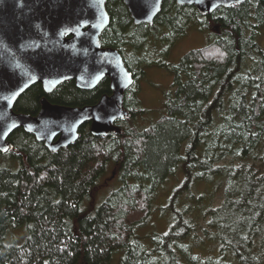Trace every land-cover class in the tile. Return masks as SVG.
<instances>
[{"label": "trees", "instance_id": "obj_1", "mask_svg": "<svg viewBox=\"0 0 264 264\" xmlns=\"http://www.w3.org/2000/svg\"><path fill=\"white\" fill-rule=\"evenodd\" d=\"M105 9L100 45L118 50L133 77L128 115L107 136L80 128L51 153L21 129L11 133L12 148L0 152V264H264V0L208 15L162 0L153 22L138 25L123 0H105ZM191 26L207 44L162 62ZM153 65L172 83L160 118L138 127L135 89ZM107 81L91 91L65 81L51 99L88 104ZM14 110L32 108L19 100ZM111 169L117 188L97 201ZM178 174L161 208L167 230L141 233L157 189Z\"/></svg>", "mask_w": 264, "mask_h": 264}, {"label": "water", "instance_id": "obj_2", "mask_svg": "<svg viewBox=\"0 0 264 264\" xmlns=\"http://www.w3.org/2000/svg\"><path fill=\"white\" fill-rule=\"evenodd\" d=\"M175 1L208 15L217 7L244 0ZM123 3L138 25L153 22L162 0ZM108 22L105 0H0V152L12 148L9 136L19 128L51 150L73 143L85 123H90L94 136L117 130L114 122L128 115L123 94L133 77L118 50L100 45ZM104 78L111 95L94 105H50L43 99L35 117L13 111L17 98L35 83L46 92L69 80L78 89H92Z\"/></svg>", "mask_w": 264, "mask_h": 264}, {"label": "rangeland", "instance_id": "obj_3", "mask_svg": "<svg viewBox=\"0 0 264 264\" xmlns=\"http://www.w3.org/2000/svg\"><path fill=\"white\" fill-rule=\"evenodd\" d=\"M208 38L206 33L199 30L196 26L189 27L187 33L175 41L171 45L166 55L163 57L162 62L176 63L179 59L189 50L203 47L207 44ZM260 44L264 47V27L260 36ZM140 51L136 53L137 57H140ZM158 58V57H157ZM154 60V59H153ZM172 83V76L163 68H159L155 65L144 69V73L138 78V85L134 96L138 100L139 109L143 110L142 117L139 118L137 126H146L150 122L160 118L163 113V97L165 92L170 88ZM112 169L103 177L101 180V187L99 188V195L97 194V201H101L104 196L116 189L118 181L116 180L117 174L114 172L110 175ZM181 175L170 178L167 180L162 187L158 188L154 200L151 201L149 210L150 215L146 225L142 228L141 233L154 234L164 233L169 226V218L166 212L162 211V205L164 206L165 200L172 194L173 187L180 185ZM193 195H197V191L193 189ZM215 201L219 203L220 193H215ZM180 207V204H179ZM116 261L113 260L111 264Z\"/></svg>", "mask_w": 264, "mask_h": 264}, {"label": "flooded vegetation", "instance_id": "obj_4", "mask_svg": "<svg viewBox=\"0 0 264 264\" xmlns=\"http://www.w3.org/2000/svg\"><path fill=\"white\" fill-rule=\"evenodd\" d=\"M105 79V78H104ZM108 79V78H107ZM103 80V79H102ZM102 80L100 82H102ZM70 81V80H69ZM72 81V80H71ZM99 82V83H100ZM99 83L93 87L92 89H79V90H82V91H91V90H94L98 85ZM62 84V83H61ZM60 84V85H61ZM73 85L75 88H77L75 86V82L73 81ZM106 88H105V91L99 93L93 101H91L90 103L88 104H83V105H64V104H60V103H57V102H54L52 99H51V94H53V92L55 91V89L57 87H55L52 91L50 90L49 92H46L43 88V85L41 83H35L31 86H29L16 100L15 103H17L19 100L25 104V105H30L32 110L30 111H26V112H22V111H17V110H14V106H13V111L15 113H24V114H28L32 117H35L37 116V114L39 113V111L41 110V107H42V104H41V101L44 99L47 103H49L50 105H63V106H70V107H83V106H87V105H94L96 104L99 99L104 96V95H111V90H110V84H109V80L106 82ZM78 89V88H77ZM35 93H37L35 95ZM15 105V104H14ZM116 122H114V125H115ZM80 128H87V130H89L90 128V123H85L83 125H81L79 128H78V132L80 130ZM21 129V128H19ZM23 131V129H21ZM114 131V130H113ZM24 132V131H23ZM90 132V131H89ZM112 132V131H110ZM109 132V133H110ZM26 133V132H25ZM108 133V134H109ZM29 134V133H27ZM107 134V135H108ZM32 136V139L35 141V142H38L39 144L42 145V147L47 150L48 152H57L59 151L60 149H63L65 147H60L58 148L57 150H51L49 147H47L43 141H37L35 139V137L32 135V134H29ZM106 135V136H107ZM58 139V136H56L53 140H52V143H55ZM67 147V146H66ZM22 162V161H21Z\"/></svg>", "mask_w": 264, "mask_h": 264}]
</instances>
